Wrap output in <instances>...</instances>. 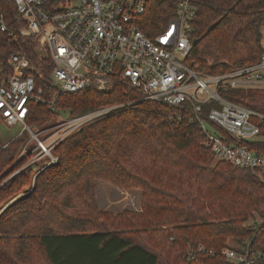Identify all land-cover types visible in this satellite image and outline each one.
I'll list each match as a JSON object with an SVG mask.
<instances>
[{
  "label": "trees",
  "instance_id": "1",
  "mask_svg": "<svg viewBox=\"0 0 264 264\" xmlns=\"http://www.w3.org/2000/svg\"><path fill=\"white\" fill-rule=\"evenodd\" d=\"M177 2L147 0L140 25L148 36L169 22ZM193 2L190 64L220 74L238 63L259 61L264 0ZM0 14L17 32L22 23L14 0H0ZM20 51L33 65L28 72L44 99L30 102L26 124L47 126L59 110L80 114L125 105L61 141L57 161L36 175L37 169L29 167L1 184L19 165L14 162L26 133L0 149V264H230L220 254L226 242L253 239L254 246H264V182L247 168L213 163L188 107L133 102L136 95H124L119 86L109 92L58 94L50 77L53 64L36 54L35 40L0 32L5 72L11 53ZM220 94L264 115V88H221ZM250 144L264 151V123L262 139ZM95 179L123 190L140 189L141 212L101 211ZM21 191L26 193L3 205ZM254 214L261 221L245 225Z\"/></svg>",
  "mask_w": 264,
  "mask_h": 264
},
{
  "label": "built area",
  "instance_id": "2",
  "mask_svg": "<svg viewBox=\"0 0 264 264\" xmlns=\"http://www.w3.org/2000/svg\"><path fill=\"white\" fill-rule=\"evenodd\" d=\"M21 26L10 29L0 14V32L13 38L17 33L35 40L39 55L51 60V81L57 93L93 89L109 92L121 87L136 99L157 100L186 106L204 134L203 144L214 158L247 168L264 182V151L250 143L262 139L264 115L224 98L220 89L264 88L263 52L259 61L238 63L220 74L200 72L188 61L192 48L190 21L195 16L193 0H178L174 16L153 35L140 25L147 0H14ZM38 55V56H39ZM10 71L0 66V121L20 123L29 135L18 155V167L3 183L34 167L35 175L57 161L56 146L110 111L114 104L80 114H71L33 129L25 119L30 102L44 101L33 68L24 51L8 59ZM127 102L126 104L133 103ZM8 141L0 143V149ZM21 162V163H20ZM198 251L204 252L202 246ZM207 254L214 255L213 250ZM220 254L230 264H264V246L253 239L226 245Z\"/></svg>",
  "mask_w": 264,
  "mask_h": 264
},
{
  "label": "rangeland",
  "instance_id": "3",
  "mask_svg": "<svg viewBox=\"0 0 264 264\" xmlns=\"http://www.w3.org/2000/svg\"><path fill=\"white\" fill-rule=\"evenodd\" d=\"M263 36H264V29H262V37ZM59 113H60V118H66L69 115L68 110H60ZM55 121H56V118L53 122ZM31 126L33 127V129L40 128V126H38L37 124H32ZM21 129H22V124L20 123L8 125L7 123L0 121V143L13 139L14 137L18 135ZM28 141H29V135L26 133V138H25L23 145ZM216 161L217 159H213V163H215ZM3 181L1 182V184L3 183ZM94 192H95L97 206L101 211L109 212L113 215L121 214L124 211H131L135 213L141 212L142 191L140 189L133 188L130 190H123L119 188L118 186L112 184L111 182L101 180V179H95L94 180ZM25 193H26L25 191H21L17 193L16 196L8 200L3 205L5 206L9 205L11 202H13V200H15L16 198L20 197L21 195ZM260 221H261V217H259V215L257 214H254V216L247 218L244 224L245 225H257ZM235 242L237 241L230 240L226 242L225 246L233 245Z\"/></svg>",
  "mask_w": 264,
  "mask_h": 264
},
{
  "label": "water",
  "instance_id": "4",
  "mask_svg": "<svg viewBox=\"0 0 264 264\" xmlns=\"http://www.w3.org/2000/svg\"><path fill=\"white\" fill-rule=\"evenodd\" d=\"M36 54L39 55V51H36Z\"/></svg>",
  "mask_w": 264,
  "mask_h": 264
}]
</instances>
